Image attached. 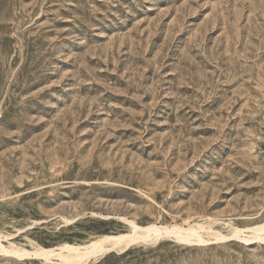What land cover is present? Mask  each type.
<instances>
[{
  "label": "rangeland",
  "instance_id": "374dc122",
  "mask_svg": "<svg viewBox=\"0 0 264 264\" xmlns=\"http://www.w3.org/2000/svg\"><path fill=\"white\" fill-rule=\"evenodd\" d=\"M263 128L264 0H0V264H264Z\"/></svg>",
  "mask_w": 264,
  "mask_h": 264
},
{
  "label": "bare ground",
  "instance_id": "6f19581e",
  "mask_svg": "<svg viewBox=\"0 0 264 264\" xmlns=\"http://www.w3.org/2000/svg\"><path fill=\"white\" fill-rule=\"evenodd\" d=\"M67 221V220H66ZM131 230L127 233L121 234H107L103 238L94 239L86 245L69 244L60 245L57 248L45 249L39 247L33 252L36 256L51 257L57 256L63 262L83 263L85 259L92 255H98L102 251L109 249L108 246L115 248L116 250H123L128 244L133 242H149L153 235L160 236L166 234L167 236L173 235L178 241L184 244H202L209 241L205 239L202 232L208 233V236H215L214 239L221 240L226 239L227 236H219L216 231L207 223L196 222L190 224L188 228L180 225L169 226H157L155 223H149L146 226H139L134 221L130 222ZM254 231L253 236H240L244 231L240 228H234L235 236L245 241H250L255 238L264 240V225L250 228ZM106 243L109 244L106 246ZM9 249V248H8ZM0 243V250L7 251L9 254L14 253L17 255H30L28 250L9 249Z\"/></svg>",
  "mask_w": 264,
  "mask_h": 264
},
{
  "label": "built area",
  "instance_id": "2783aa9c",
  "mask_svg": "<svg viewBox=\"0 0 264 264\" xmlns=\"http://www.w3.org/2000/svg\"><path fill=\"white\" fill-rule=\"evenodd\" d=\"M264 129V128H263ZM263 132H264V130H263ZM264 153V146H260L259 148H258V154H263Z\"/></svg>",
  "mask_w": 264,
  "mask_h": 264
}]
</instances>
